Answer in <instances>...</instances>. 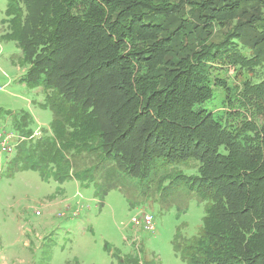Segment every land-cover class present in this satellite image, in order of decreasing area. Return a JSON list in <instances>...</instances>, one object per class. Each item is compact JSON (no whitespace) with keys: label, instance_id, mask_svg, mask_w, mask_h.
Segmentation results:
<instances>
[{"label":"trees","instance_id":"trees-1","mask_svg":"<svg viewBox=\"0 0 264 264\" xmlns=\"http://www.w3.org/2000/svg\"><path fill=\"white\" fill-rule=\"evenodd\" d=\"M5 15L3 37L27 65L20 80L53 113L10 171L105 191L132 179L142 203L156 193L161 205L187 187L204 215L194 237L175 235L181 259L264 264V123L251 119L264 116V79L212 76L218 64L264 63V0H7ZM6 114L30 136L26 115Z\"/></svg>","mask_w":264,"mask_h":264},{"label":"rangeland","instance_id":"rangeland-1","mask_svg":"<svg viewBox=\"0 0 264 264\" xmlns=\"http://www.w3.org/2000/svg\"><path fill=\"white\" fill-rule=\"evenodd\" d=\"M6 4L7 0H0V126L17 135L13 127L17 120L6 113L26 115V130L33 136L28 139H37L44 135L53 113L43 106L41 89L20 80L27 65L17 44L3 37ZM220 38L215 35L214 40ZM214 68L212 76L233 87L264 79V63L254 70L227 62ZM215 89L209 104L212 111L220 107L222 98V90ZM251 119L264 123L259 114ZM26 140L11 142L12 150L0 153V264H116L113 252L156 264H188L174 251L173 241L176 234L192 238L202 227L203 204L194 191L179 189L163 208L156 202V193L142 203L132 179L106 191L102 184L99 193L96 185L73 179L58 184L42 179L35 170L10 171L9 161ZM142 210L154 216L152 231L132 222Z\"/></svg>","mask_w":264,"mask_h":264},{"label":"built area","instance_id":"built-area-1","mask_svg":"<svg viewBox=\"0 0 264 264\" xmlns=\"http://www.w3.org/2000/svg\"><path fill=\"white\" fill-rule=\"evenodd\" d=\"M17 135L5 130L4 126H0V153L10 152L12 150L11 142H18L22 139L32 138L33 136H25L17 131ZM135 226L144 228L145 231H152L154 227V216L151 212L142 210L136 217H132Z\"/></svg>","mask_w":264,"mask_h":264}]
</instances>
